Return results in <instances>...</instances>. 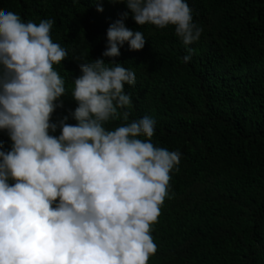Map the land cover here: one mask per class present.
Listing matches in <instances>:
<instances>
[{"label": "clouds", "instance_id": "1", "mask_svg": "<svg viewBox=\"0 0 264 264\" xmlns=\"http://www.w3.org/2000/svg\"><path fill=\"white\" fill-rule=\"evenodd\" d=\"M108 2L126 10L106 30L100 58H74L76 107L55 122L67 92L53 66L67 53L52 41L54 21L0 12V132L10 141L0 150V264H147L156 252L151 226L181 153L154 146L150 117L129 121L125 85L135 76L115 61L125 44L133 52L145 46L143 33L125 26L129 19L171 26L184 63L202 30L187 0Z\"/></svg>", "mask_w": 264, "mask_h": 264}, {"label": "trees", "instance_id": "2", "mask_svg": "<svg viewBox=\"0 0 264 264\" xmlns=\"http://www.w3.org/2000/svg\"><path fill=\"white\" fill-rule=\"evenodd\" d=\"M187 4L202 30L189 45L190 62L182 61L185 47L171 26L131 19L125 26L141 31L145 46L133 52L125 44L115 61L135 76L134 85H125L129 121L150 117L154 146L181 153L151 226L156 252L147 264H264V0ZM125 10L108 0H0V12L24 22L54 21L50 36L67 56L53 68L67 96L53 122L76 107L74 58H100L106 30ZM0 146L10 148L4 132Z\"/></svg>", "mask_w": 264, "mask_h": 264}]
</instances>
